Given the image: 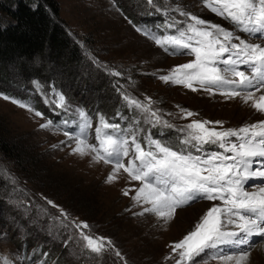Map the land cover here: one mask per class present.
Listing matches in <instances>:
<instances>
[{
    "label": "snow or ice",
    "instance_id": "snow-or-ice-1",
    "mask_svg": "<svg viewBox=\"0 0 264 264\" xmlns=\"http://www.w3.org/2000/svg\"><path fill=\"white\" fill-rule=\"evenodd\" d=\"M146 4L161 15L162 22L154 29L133 25L135 30L169 55L192 57L159 74V80L227 100L239 98L264 114V43L251 42L252 38L264 41V0H201L203 7L229 21L231 29L179 5L162 6L158 0H146ZM108 71L122 76L119 71ZM33 84L38 93H43L39 82ZM114 87L132 113L127 126L120 122L125 120L124 114L117 112L116 119H110L99 111L93 115L83 107L73 108L66 95L54 88L43 94L45 105L59 109L58 116L72 113L73 119L57 123L22 99L3 93L0 98L43 120L39 128L62 132L65 140L59 143L70 149V155L110 165L105 183L116 182L125 174L129 182H137L132 188L122 189V195L140 209L133 215H154L167 224L177 209L200 200L213 202L182 239L169 245L165 260L174 264H209L210 260L217 264H251L252 251L264 248V120L238 128L200 119L175 125L165 119L173 114L154 108L157 102L151 97L141 100L118 81ZM177 108L180 119L198 115L179 105ZM157 127L161 138L152 132ZM163 129L177 133L174 143L162 138ZM5 177L14 185L13 191H23L15 187L16 179L6 169L0 179ZM256 180L260 183H251ZM40 198L46 206L36 207L51 219L50 229L73 233L66 245L77 239L81 254L92 259L112 255L127 264L111 238L92 233L87 221L72 217L43 194ZM49 208L56 209V214ZM253 237H259V243ZM0 264L12 262L0 255Z\"/></svg>",
    "mask_w": 264,
    "mask_h": 264
},
{
    "label": "rangeland",
    "instance_id": "rangeland-1",
    "mask_svg": "<svg viewBox=\"0 0 264 264\" xmlns=\"http://www.w3.org/2000/svg\"><path fill=\"white\" fill-rule=\"evenodd\" d=\"M1 1L10 7L16 2ZM55 1L59 19L78 45L79 61L68 63L45 56L24 68L14 64L6 66L0 71V93L26 101L57 123L61 119H73L74 115L61 113L58 116L59 109L45 105L43 94L53 88L63 92L73 108L83 107L93 115L99 111L110 119H116L117 112L124 114L125 120L120 122L127 126L132 113L127 111L115 90L117 81L141 100L144 96L151 97L157 102L154 108L173 114L165 119L175 125L200 119L222 121L224 128H238L264 120V114L239 98L227 100L218 94L192 92L157 78L192 57L169 55L135 30L133 25L154 29L162 22L161 15L150 9L146 0ZM158 2L162 6L179 5L206 21L228 29L233 27L229 21L203 7L201 0ZM237 34L248 38L243 33ZM251 42L264 43L255 38ZM108 70L119 71L122 76L111 75ZM34 81L39 82L43 93L37 92ZM177 105L198 115L180 119ZM42 122L32 113L0 98V130L31 160L26 168L15 167L0 155V174L8 170L16 179L15 187L23 189L13 191L14 185L6 177L0 179V255L8 257L12 264H123L112 255L92 259L81 254L77 239L66 245L64 242L73 233L50 229L51 219L38 212L36 205L46 206L40 198L43 194L72 217L87 221L92 233L111 238L127 264H174L172 260H165L170 253L169 245L182 239L213 202L200 200L177 209L175 217L167 224L154 215H133L140 209L122 195V189L132 188L137 182L126 181L125 174L116 182L105 183L110 165L70 155V149L59 143L65 140L62 132L41 129ZM152 132L161 138L159 127ZM163 132L164 140L176 141L175 131L163 129ZM49 212L55 215L56 209L49 208ZM259 240L253 237L256 243ZM209 264H217V261L210 260ZM251 264H264V248L252 251Z\"/></svg>",
    "mask_w": 264,
    "mask_h": 264
},
{
    "label": "trees",
    "instance_id": "trees-1",
    "mask_svg": "<svg viewBox=\"0 0 264 264\" xmlns=\"http://www.w3.org/2000/svg\"><path fill=\"white\" fill-rule=\"evenodd\" d=\"M79 54L55 0H16L13 7L0 2V71L13 64L24 68L45 56L75 63ZM10 140L0 130V155L15 167H28L31 160Z\"/></svg>",
    "mask_w": 264,
    "mask_h": 264
},
{
    "label": "bare ground",
    "instance_id": "bare-ground-1",
    "mask_svg": "<svg viewBox=\"0 0 264 264\" xmlns=\"http://www.w3.org/2000/svg\"><path fill=\"white\" fill-rule=\"evenodd\" d=\"M125 180L127 181V179L125 178ZM259 238V237H258Z\"/></svg>",
    "mask_w": 264,
    "mask_h": 264
}]
</instances>
